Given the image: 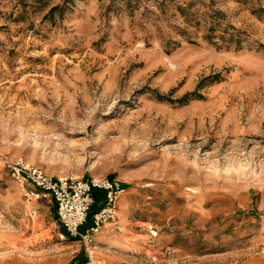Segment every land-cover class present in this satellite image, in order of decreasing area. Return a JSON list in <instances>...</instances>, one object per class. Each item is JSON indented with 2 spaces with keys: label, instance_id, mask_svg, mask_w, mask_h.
Here are the masks:
<instances>
[{
  "label": "rangeland",
  "instance_id": "1",
  "mask_svg": "<svg viewBox=\"0 0 264 264\" xmlns=\"http://www.w3.org/2000/svg\"><path fill=\"white\" fill-rule=\"evenodd\" d=\"M20 156L118 178L113 243L69 235L51 194L27 198ZM88 249L264 264V0H0V264Z\"/></svg>",
  "mask_w": 264,
  "mask_h": 264
},
{
  "label": "built area",
  "instance_id": "2",
  "mask_svg": "<svg viewBox=\"0 0 264 264\" xmlns=\"http://www.w3.org/2000/svg\"><path fill=\"white\" fill-rule=\"evenodd\" d=\"M7 166L27 198H37L45 192L51 194L57 203L59 220L68 234L82 237L87 244L103 226L118 219L120 200L126 190L118 178L104 174L80 178L55 177L21 156L8 161ZM95 189L105 192V200L93 215L91 226L82 233L81 226L87 222L94 203ZM94 256V250L88 249L82 264H96Z\"/></svg>",
  "mask_w": 264,
  "mask_h": 264
},
{
  "label": "crops",
  "instance_id": "3",
  "mask_svg": "<svg viewBox=\"0 0 264 264\" xmlns=\"http://www.w3.org/2000/svg\"><path fill=\"white\" fill-rule=\"evenodd\" d=\"M119 212H120V210H119ZM119 218H120V216H119ZM92 223H93V218L91 220H87V222L81 226V231L85 232L91 226ZM113 224L114 223H108L105 226H103L101 228V230L94 235L95 239H97V241H105L106 243L112 244L114 239H115V236H113V234L115 232V226ZM100 253H102V252H100ZM103 256L108 257L109 255L103 254ZM101 261H103V260L100 259L99 262L101 263Z\"/></svg>",
  "mask_w": 264,
  "mask_h": 264
},
{
  "label": "trees",
  "instance_id": "4",
  "mask_svg": "<svg viewBox=\"0 0 264 264\" xmlns=\"http://www.w3.org/2000/svg\"><path fill=\"white\" fill-rule=\"evenodd\" d=\"M93 194H94V203L91 207V211L88 219L93 218V215L101 208L105 200V192L102 189H95Z\"/></svg>",
  "mask_w": 264,
  "mask_h": 264
}]
</instances>
